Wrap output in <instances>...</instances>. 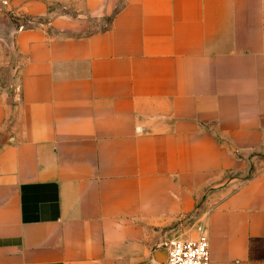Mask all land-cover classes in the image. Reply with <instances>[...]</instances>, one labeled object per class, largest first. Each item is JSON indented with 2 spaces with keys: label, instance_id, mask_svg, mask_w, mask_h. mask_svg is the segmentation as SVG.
I'll return each mask as SVG.
<instances>
[{
  "label": "crops",
  "instance_id": "0c3cea01",
  "mask_svg": "<svg viewBox=\"0 0 264 264\" xmlns=\"http://www.w3.org/2000/svg\"><path fill=\"white\" fill-rule=\"evenodd\" d=\"M0 48V264H264V0H8Z\"/></svg>",
  "mask_w": 264,
  "mask_h": 264
},
{
  "label": "built area",
  "instance_id": "2783aa9c",
  "mask_svg": "<svg viewBox=\"0 0 264 264\" xmlns=\"http://www.w3.org/2000/svg\"><path fill=\"white\" fill-rule=\"evenodd\" d=\"M6 6L8 0H0ZM21 24L18 29H21ZM165 249L163 264H209L207 239L204 232H199L195 238L169 237L162 242Z\"/></svg>",
  "mask_w": 264,
  "mask_h": 264
},
{
  "label": "rangeland",
  "instance_id": "374dc122",
  "mask_svg": "<svg viewBox=\"0 0 264 264\" xmlns=\"http://www.w3.org/2000/svg\"><path fill=\"white\" fill-rule=\"evenodd\" d=\"M1 5V4H0ZM3 6V5H2ZM32 20L30 19H25V18H21L20 21L17 23V29H18V25L21 24L22 28L23 27H27L30 24H32ZM95 29V28H94ZM98 29V28H97ZM4 50L3 48H0V53H3ZM7 77L8 75L6 74V70L4 68L0 67V81L2 82V84H4L7 81ZM160 244H158L159 247ZM158 249V248H157Z\"/></svg>",
  "mask_w": 264,
  "mask_h": 264
},
{
  "label": "water",
  "instance_id": "95a60500",
  "mask_svg": "<svg viewBox=\"0 0 264 264\" xmlns=\"http://www.w3.org/2000/svg\"><path fill=\"white\" fill-rule=\"evenodd\" d=\"M152 258L154 260V264H163L165 259V249L159 248L152 252Z\"/></svg>",
  "mask_w": 264,
  "mask_h": 264
}]
</instances>
